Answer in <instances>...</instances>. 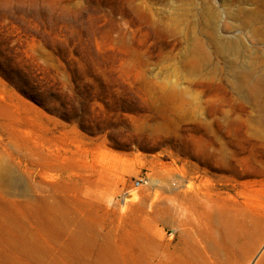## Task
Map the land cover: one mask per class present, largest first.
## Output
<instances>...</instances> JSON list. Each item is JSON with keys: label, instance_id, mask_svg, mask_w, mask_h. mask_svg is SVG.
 Masks as SVG:
<instances>
[{"label": "rangeland", "instance_id": "obj_1", "mask_svg": "<svg viewBox=\"0 0 264 264\" xmlns=\"http://www.w3.org/2000/svg\"><path fill=\"white\" fill-rule=\"evenodd\" d=\"M263 253L264 0H0V264Z\"/></svg>", "mask_w": 264, "mask_h": 264}, {"label": "bare ground", "instance_id": "obj_2", "mask_svg": "<svg viewBox=\"0 0 264 264\" xmlns=\"http://www.w3.org/2000/svg\"><path fill=\"white\" fill-rule=\"evenodd\" d=\"M243 12V11H242ZM234 16L236 17V18H239V19H242V20H246L248 17H247V15H243V14H241V12H237V13H235L234 14ZM8 174V173H7ZM8 182V181H7ZM170 205V204H169ZM174 219H175V211H174V209L172 208V206H166V216H164L163 217V221L164 222H166V223H172L173 221H174ZM245 249V245H244V242H242L241 244H240V246L238 247V251H232L231 253H230V255L231 256H236V255H241V257H243L244 256V250ZM231 259V258H230ZM230 259H228V261L230 260ZM236 259V258H235ZM257 264H264V253L262 254V256H261V258H260V260L258 261V263Z\"/></svg>", "mask_w": 264, "mask_h": 264}, {"label": "built area", "instance_id": "obj_3", "mask_svg": "<svg viewBox=\"0 0 264 264\" xmlns=\"http://www.w3.org/2000/svg\"><path fill=\"white\" fill-rule=\"evenodd\" d=\"M141 181H142V179H141ZM145 182V181H144ZM138 185H140V181H136V186H138Z\"/></svg>", "mask_w": 264, "mask_h": 264}]
</instances>
